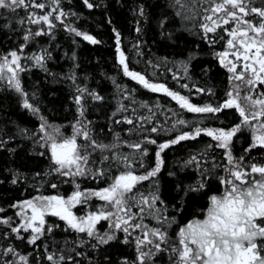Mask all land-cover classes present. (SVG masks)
<instances>
[{"label":"snow or ice","instance_id":"obj_1","mask_svg":"<svg viewBox=\"0 0 264 264\" xmlns=\"http://www.w3.org/2000/svg\"><path fill=\"white\" fill-rule=\"evenodd\" d=\"M82 3L89 10L99 7L93 0ZM169 7L177 9L175 15L182 28L197 36L226 71L228 87L224 96L218 97L211 88H190L180 83L191 79L190 69L199 56L200 43L186 59L175 62V69H169L181 88L208 97L204 103L195 104L191 96L164 83L151 82L145 74L130 69L121 49V33L113 28L123 75L150 92L170 97L181 111L164 110L169 115L160 122L154 110L161 107L158 103H141L139 107L147 109V114H138L132 106L134 99L131 105L120 104L112 117L131 114L112 122L132 126L125 130L129 138L124 140L119 131L109 128L113 139L106 143L100 135L104 130L96 132L93 121L86 116V99L100 102L105 98L77 83L75 52L70 57L73 65L69 72L57 74L48 66L59 48L55 44L58 26L92 45L102 41L68 22L70 16L79 18V14L64 10L61 0H0V17L5 20L0 30L23 33L16 47L0 53V83L17 93L21 107L37 118L34 130L19 128L18 132L31 141L32 154L47 161L45 169L31 175L10 171L12 185L24 183L37 195L10 204L8 207L15 210L13 216L4 215L6 209L0 207V264H82L83 259L88 264H264V156L252 155L256 150L264 151V0H170ZM21 10L24 15L18 16ZM134 15L146 16L143 4ZM167 23L165 14L159 21L160 34L173 40L175 34L166 31ZM14 24L21 27L15 29ZM139 25L138 20L137 33L142 31ZM40 37L48 38L47 46L39 45ZM34 43L38 48L26 51ZM139 48V43L133 45V49ZM162 62L168 63L166 58ZM147 63L155 68L160 62ZM32 68L40 69L53 81L72 82L76 115L70 124L71 134H66L65 125L51 123L33 102L36 93L29 94L22 86L21 74ZM209 71L208 66L202 68L204 75ZM116 87L120 90L118 84ZM130 97L127 93L124 99ZM227 110L235 111V120L228 124L220 121L218 127L183 115L210 114L205 118L219 120ZM245 132L250 135V143L237 156L236 141ZM153 134L169 138L158 142ZM201 136L209 137L211 142L168 172L175 181L174 195L165 199L160 181L163 154L172 146ZM12 139H0V149ZM148 145L156 149L153 165L146 163ZM189 173L192 178L186 181L183 175ZM89 181L97 186L84 187ZM63 184L72 186L66 196L59 191ZM214 184L219 188L209 194ZM47 189L53 194H45ZM205 197L206 205L200 207L197 218L178 223L189 203ZM77 207L83 210L79 214L73 211ZM102 222L107 226L102 228ZM174 225L178 230L173 237L169 230ZM58 230L66 234L63 246L56 241ZM13 240L26 243L33 251L22 254ZM112 246L132 248L134 257L117 255L113 259L108 253ZM85 248L88 252L83 251ZM101 252L102 260L89 254Z\"/></svg>","mask_w":264,"mask_h":264},{"label":"trees","instance_id":"obj_2","mask_svg":"<svg viewBox=\"0 0 264 264\" xmlns=\"http://www.w3.org/2000/svg\"><path fill=\"white\" fill-rule=\"evenodd\" d=\"M99 4V7L91 10L87 9L82 0H61L64 10L72 11L79 14V18L70 16L68 22H71L74 27L79 30L93 35L95 38L102 41L97 45H92L84 41L80 37L69 35L61 27L58 26L56 31L55 44L59 45L55 49V60L48 63L52 72L57 74L67 73L73 65L70 59L73 52L76 54V62L79 67L75 70L77 74V83L81 87H87L90 90L97 91L104 96V100L100 102L86 99L87 112L86 116L93 121L96 132L100 129L104 131L100 133L104 141L110 142L113 135L108 131L109 128L121 133V138L127 140L129 136L125 132L126 129L132 127L130 125H116L113 119L120 118L121 115L131 114L118 113L116 117H112V113L116 111L120 104L131 105L132 99L135 104L132 105L138 110V114H147V109L140 108L141 103H147L149 106H154L157 103L161 106L159 109H154L157 112V118L163 122L169 115L164 111L171 109L173 111H181L175 101L171 100L163 93H153L143 88L140 84L133 81L129 77L123 75L121 66L117 61L115 52V34L113 28H116L121 33V49L125 52L127 62L132 70L141 74H145L151 82L164 83L170 89L179 91L181 94L191 96L192 102L195 104L204 103L208 97L190 93L188 89H183L179 84L172 79V71L175 69V62L186 59L188 52L195 48L197 43H200L197 36L185 31L181 26V21L175 15L177 9L169 7L170 0H93ZM141 4L145 7L146 16L141 18L134 15V10ZM167 14L168 23L166 31L174 33V39L169 40L161 36L159 28L160 19ZM8 14L5 13L4 16ZM23 10L18 13V16H23ZM140 21L141 32L135 31L137 21ZM111 21V23H109ZM5 23L3 17H0V25ZM191 27V25H188ZM15 29H19L21 25L14 24ZM23 27H27L24 25ZM34 27V26H33ZM23 35L20 31L0 30V53L6 52L14 47L20 41ZM39 45H48L47 37L37 38ZM73 40L77 43L73 44ZM139 43V49H133V45ZM38 44L31 45L26 51L32 52L39 46ZM220 50V46L217 45ZM199 56L195 60L190 69L191 79L180 81V83L189 84L190 88L197 85L202 88L213 89L218 97H223L226 88L228 87L227 73L220 68L213 59L208 47L200 43ZM140 52L142 55H137ZM65 53L68 54L65 57ZM166 58L168 63H163ZM147 61L159 63L158 67L153 68ZM208 66L210 71L207 75L202 73V68ZM183 75V73H180ZM115 81V84L113 83ZM22 86L29 93H36L37 103L43 115H45L51 123L65 125L66 134H71L70 124L73 122L76 115L75 105L72 103L71 97L74 93V88L71 81L53 79L38 68L21 74ZM120 86V90L116 85ZM131 93L130 99L125 100L124 96ZM184 117L189 120L197 118L204 119L206 125L211 127L221 126L220 121L224 124L233 122L237 116L234 110H227L220 115L219 120L205 118L210 114H192L183 113ZM111 117V119H110ZM38 125L36 117L32 116L27 110L23 109L20 104L18 94L6 86V83H0V139H8L13 137L3 149H0V207L6 209L4 215L13 216L15 210L8 206L16 201L23 200L34 195H37L35 189L24 183L12 185L10 183V171L18 170L23 174L31 175L32 172L43 170L47 166V161L43 158L33 155V145L30 140L25 139L18 132L19 128L34 130ZM170 126V125H169ZM158 142L168 139V136L161 134ZM174 135V134H173ZM211 142L209 137L201 136L195 141H185L178 145L172 146L163 154L165 165L160 174L161 188L165 199H171L174 195L175 181L168 176V172L177 169L179 162L189 158L190 154H194L204 147L206 143ZM250 143V135L245 132L236 141L235 155L242 154L243 149ZM150 155L146 158L148 165L154 164L155 146L148 145ZM8 149H15L14 152H9ZM121 151H128L127 148H121ZM257 153V150L254 151ZM252 153V155L254 154ZM192 178V174L183 175L186 181ZM84 187H96L95 182H85ZM103 186V185H100ZM144 187H147L145 182ZM219 186L214 184L209 190V194L217 191ZM65 196L70 194L72 186L63 184L59 190ZM45 194H53L51 189L45 190ZM206 205V197L197 203H189L183 210L182 215L178 218V223L183 224L188 220L197 218V214L201 206ZM76 213H81L83 210L79 207L73 210ZM50 221H55V218L49 217ZM58 222V221H57ZM63 225V222H59ZM149 223H154L149 221ZM106 222H102L101 227L105 226ZM107 225V224H106ZM178 229L174 225L169 230L170 234L175 236V231ZM66 234L57 231L56 241L60 246H63ZM71 241V237H68ZM19 252L28 254L32 252V248L26 243L13 240L12 242ZM83 251L88 252L85 248ZM108 253L115 259L117 255L134 257L132 248L124 246H112L108 249ZM67 255V253H65ZM94 259L102 260L104 253L98 255L89 253ZM31 260V257H30ZM42 264H47L43 261ZM82 264H88L87 259H83Z\"/></svg>","mask_w":264,"mask_h":264},{"label":"flooded vegetation","instance_id":"obj_3","mask_svg":"<svg viewBox=\"0 0 264 264\" xmlns=\"http://www.w3.org/2000/svg\"><path fill=\"white\" fill-rule=\"evenodd\" d=\"M258 153H259V155H258ZM253 155H258V158H259V156H264V151L257 150V153H254ZM105 226H107V225L105 224Z\"/></svg>","mask_w":264,"mask_h":264}]
</instances>
